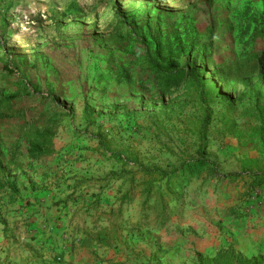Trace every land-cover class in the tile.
I'll return each mask as SVG.
<instances>
[{
  "label": "rangeland",
  "instance_id": "1",
  "mask_svg": "<svg viewBox=\"0 0 264 264\" xmlns=\"http://www.w3.org/2000/svg\"><path fill=\"white\" fill-rule=\"evenodd\" d=\"M70 1L81 5L85 15L60 18ZM215 1L223 11L217 19L216 58L230 63L248 57L255 47L263 49L254 31H264V0ZM196 2L11 0L3 8L0 58L14 61L18 73L64 101L55 114L60 126L53 153L40 162L37 173L12 175L18 196L0 194V264H216V254L227 249L237 253L235 264L242 259L264 264V184L248 195L241 180L194 175L176 193V212L161 223L154 209L143 204L145 177L136 174L122 185V179L109 180L100 194L101 211L116 224H108L107 216L96 222L116 231L117 239L109 246L72 242L82 236L81 227L93 225L98 213L85 210L83 198L60 202L76 176L102 178L121 168L97 149L98 129L144 163L165 166L176 162L179 149L191 150L193 138L184 131L182 116L195 108L184 102L180 90L162 99L142 61L151 54L182 66L204 52L205 14ZM119 22L122 26L116 29ZM115 34L127 35L129 43L123 48L111 45L109 37ZM2 67L0 61V92L12 93L16 75L5 74ZM221 98L230 99L226 94ZM37 102L33 97L22 103ZM253 102L252 93L242 89L234 106L238 111ZM85 103L95 118L93 125L84 118ZM218 106L214 104L216 110ZM217 122L215 118L209 128L208 155L220 175L238 171L239 155L256 152L239 148L229 135H218ZM5 131L14 135L13 121ZM89 189L97 191L98 184ZM124 193L129 198L119 208Z\"/></svg>",
  "mask_w": 264,
  "mask_h": 264
},
{
  "label": "trees",
  "instance_id": "2",
  "mask_svg": "<svg viewBox=\"0 0 264 264\" xmlns=\"http://www.w3.org/2000/svg\"><path fill=\"white\" fill-rule=\"evenodd\" d=\"M205 14L204 35L202 45L204 52L195 55L193 59L182 66L175 60L164 61L157 56L147 54L143 59L145 69L153 82L159 87L158 94L162 99L180 90L179 96L184 102L195 108L193 113L183 114L184 131L192 136L193 143L189 152L179 149L175 163L165 166L142 162L137 155L128 149L114 144L113 138L101 133L100 129L94 135L96 146L101 154L113 158L121 164L119 170H111L102 178H86L76 176L71 185V191L60 202L83 198L85 210L93 209L96 214L92 226L81 227L82 236L72 240L80 242L81 247L94 244L109 246L117 239L116 231H111L109 225L101 226L96 222L107 216L106 222L112 225L110 215L102 213L100 194L109 180H134L136 174H141L144 185L143 204L154 209L156 218L161 223L166 222L177 210L176 193H181L185 182L192 176H202L208 173L207 179L241 180L246 194L250 195L255 189L264 184V31L255 30V42L262 41L263 49H253L251 54L235 62L226 63L216 58L214 48L216 40L217 19L222 17V9L215 0H197ZM222 11V12H221ZM220 13V14H219ZM75 14L84 16V9L76 1H70L60 12V18ZM122 22L116 25V29ZM111 45L123 48L129 43L127 35L115 34L109 37ZM3 61L2 69L7 75H16L17 88L14 92H0V194L7 193L18 196V185L13 174L37 173L45 157L53 153V139L59 129L55 114L61 110L64 99L52 90L43 91L38 84L29 79L24 73L17 72V65L12 60ZM11 68V69H10ZM245 89L252 93L254 102L237 111L234 99L239 90ZM227 95L230 99L223 100ZM36 97L37 103L26 105L24 100ZM52 105L42 107L43 103ZM218 103V110L214 104ZM236 112L238 115L235 116ZM84 118L88 124H95V118L88 111L85 103ZM217 118L216 132L221 136H231L236 139L239 148L253 147L256 154L247 152L239 155L240 169L235 172L220 175L215 162L208 155L209 128ZM8 121H13L16 132L8 136L5 127ZM73 178V177H72ZM30 180V179H29ZM98 184V190H90ZM121 185L117 187L121 189ZM85 186V190L81 188ZM174 189V190H173ZM78 190H81L78 194ZM89 195L90 200L85 201ZM129 198V193L119 197L121 204ZM152 198V202H150ZM174 201V205L170 202ZM115 209H112V214ZM216 264H235L237 253L234 250L219 251L215 258ZM247 264V260H239Z\"/></svg>",
  "mask_w": 264,
  "mask_h": 264
},
{
  "label": "crops",
  "instance_id": "3",
  "mask_svg": "<svg viewBox=\"0 0 264 264\" xmlns=\"http://www.w3.org/2000/svg\"><path fill=\"white\" fill-rule=\"evenodd\" d=\"M14 2H17L18 0H13ZM48 1V3H50L52 0H46V2ZM8 2V3H7ZM11 0H0V13H3L2 10L3 8H8L9 4H10ZM16 6V5H15ZM14 6V7H15ZM45 6V5H44Z\"/></svg>",
  "mask_w": 264,
  "mask_h": 264
}]
</instances>
